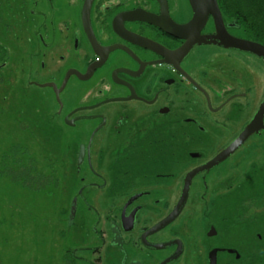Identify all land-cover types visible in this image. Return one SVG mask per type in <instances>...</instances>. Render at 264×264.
Here are the masks:
<instances>
[{"label": "flooded vegetation", "instance_id": "1", "mask_svg": "<svg viewBox=\"0 0 264 264\" xmlns=\"http://www.w3.org/2000/svg\"><path fill=\"white\" fill-rule=\"evenodd\" d=\"M216 1L223 27L211 12L198 22L190 0H66L69 14L47 0L51 16L32 0L28 29L20 14L16 38L27 53L18 54L16 72L21 84L28 75L34 108L50 98L52 120L85 126L74 154L78 198L67 220L72 227L79 217L83 264H244L243 233L237 242L221 241L211 219L204 233L217 240L202 241V249L193 213L184 214L193 192L202 205L214 195L217 207L230 176L216 183L212 176L258 135L256 128L221 158L261 103L264 59L222 41L257 43V33ZM73 81L89 86L90 96L65 108ZM221 221L227 229L235 219Z\"/></svg>", "mask_w": 264, "mask_h": 264}, {"label": "rangeland", "instance_id": "2", "mask_svg": "<svg viewBox=\"0 0 264 264\" xmlns=\"http://www.w3.org/2000/svg\"><path fill=\"white\" fill-rule=\"evenodd\" d=\"M31 1L0 0V46L7 52H0V264H83L78 257L83 244L79 217H75L72 227L67 220L70 202L78 198L80 182L74 154L85 126L69 128L56 118L52 120L56 104L43 97V108L37 110L31 101L28 75H21V84L17 57L27 50L26 46L19 49L15 27L21 13L25 16L19 24L27 29L31 26ZM37 1L38 8L51 16L47 0ZM51 1L58 6V14L71 12L66 0ZM231 1L234 7L242 6L243 13L253 16L256 28L264 30L262 15L257 16V0ZM25 66H30L28 61ZM260 81L262 101V69ZM88 87L69 82L62 97L65 108L90 96ZM258 98L257 84V105ZM226 176H230V188L216 194L217 207L210 202L214 195L210 194L202 205L199 194L193 192L184 214L193 213L196 226L191 229L196 232L200 248L202 241L217 240L204 233L206 221H213L220 234L224 233L221 241L226 235L237 242L243 233L244 264H264V132L239 149L218 175L212 176V183ZM100 198L110 202L107 196ZM227 214L235 221L226 229L221 219ZM84 242L92 243L91 239ZM100 264L105 263L102 260Z\"/></svg>", "mask_w": 264, "mask_h": 264}, {"label": "water", "instance_id": "3", "mask_svg": "<svg viewBox=\"0 0 264 264\" xmlns=\"http://www.w3.org/2000/svg\"><path fill=\"white\" fill-rule=\"evenodd\" d=\"M190 2H191V5H192V8H193L195 15H197L196 19L198 22L201 20L202 16L205 15L206 12H211L213 14V17H214L215 25L223 27V22H222L221 15H220V9L218 7L216 0H190ZM222 41L223 42L225 41L228 44L239 46L241 48H245L249 51L257 53V56L264 59V44H262L260 42L256 43V42H252L249 40L232 38L231 36L226 37L225 39H222ZM263 118H264V97H263L261 103L259 104V106L257 108V112H256L255 116L253 117V119L251 120V122L247 125V127L244 129V131L230 144V146L226 150H224V152L221 155V158H224L227 154H230L231 152H233L242 142H244V140L246 139V137L249 134H251L253 131L256 130V128H257V133H259L261 131V129L264 130ZM186 193L187 192H184V194L182 196V202L183 203H184V200L187 196ZM75 202L76 201L74 199V201H73L74 204L72 205L70 218L73 217V213H74V209H75ZM182 204L178 205L179 206L178 209H175V212H173L169 216V218L174 217L177 210L180 211L181 207L183 206ZM169 218H167V219H169ZM214 259L215 258L213 257L212 260H214ZM211 264H214V262Z\"/></svg>", "mask_w": 264, "mask_h": 264}, {"label": "trees", "instance_id": "4", "mask_svg": "<svg viewBox=\"0 0 264 264\" xmlns=\"http://www.w3.org/2000/svg\"><path fill=\"white\" fill-rule=\"evenodd\" d=\"M252 1V0H250ZM220 2V6L221 8L228 13V15L230 16V18H236L238 20V22L243 23L245 26H250L252 27V29L257 33V42H260L262 44H264V30H260L259 26H257V28L253 25V22H256V20H254L253 16L250 17L249 15H247L246 13L242 12V6L238 7H234L231 3V0H219ZM232 8V9H231ZM262 15L261 17V21H262V25H264V0H257V16ZM247 17H250V20L247 19ZM247 22L249 25H246ZM2 46H0V52L3 53L4 51L6 52L5 48H2ZM3 51V52H2ZM4 52V53H5ZM7 54V52H6ZM20 148V147H18ZM16 150H17V146H16Z\"/></svg>", "mask_w": 264, "mask_h": 264}]
</instances>
